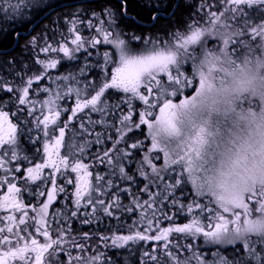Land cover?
<instances>
[{
  "label": "snow or ice",
  "instance_id": "1",
  "mask_svg": "<svg viewBox=\"0 0 264 264\" xmlns=\"http://www.w3.org/2000/svg\"><path fill=\"white\" fill-rule=\"evenodd\" d=\"M181 4L103 0L95 11L68 2L65 30L26 40L30 63L0 59V264H128L125 249H134L136 264H264V142L257 148L234 131L257 119L236 109L250 103L244 93L255 87L248 57L264 53V0H200L191 22L167 39L135 31L172 20ZM51 7L52 0H0V38L19 44ZM90 48L100 57L95 63ZM77 53L85 61L78 74L51 76L49 69L80 59ZM7 55L0 50V58ZM46 79L55 88L42 86ZM40 93L47 98H34ZM66 97L72 106L60 103ZM134 100L143 104L138 122ZM142 125L151 146L136 160L130 149L143 150V140L119 145ZM22 137L41 147L26 148ZM105 140L111 147L90 151ZM249 155L258 163L250 166ZM134 160L144 180L135 191L126 170ZM99 165L106 171L96 172Z\"/></svg>",
  "mask_w": 264,
  "mask_h": 264
},
{
  "label": "trees",
  "instance_id": "2",
  "mask_svg": "<svg viewBox=\"0 0 264 264\" xmlns=\"http://www.w3.org/2000/svg\"><path fill=\"white\" fill-rule=\"evenodd\" d=\"M74 1L75 0H52V6H55V8L56 9H63V11L64 10H68V9H71V8H67V7H65V5L64 6H59L60 4H62V3H68V2H71V3H74ZM186 1V0H185ZM185 1L184 0H182V4H181V7L177 10V12H176V15H175V17L172 19V20H167V21H165V20H161V21H159L158 23H157V28H158V32L160 31V30H165V29H168L167 27L169 26V25H173V24H176L175 22H178V21H182L183 20V18L184 17H186V15H184V10H185ZM191 1V5L192 4H194L195 3V1L194 0H190ZM114 3H115V0L113 1ZM174 2V0H169V7H171V4ZM200 1H196V3L198 4ZM76 3V2H75ZM90 3V5H92V4H99V3H102V1H94V2H92V1H90L89 2ZM133 5L135 6L136 5V2L135 1H133ZM185 5V6H184ZM52 8V7H51ZM60 14L61 15H65L66 13H59V11H58V14H50V15H47L46 17H44V19L45 20H43L42 22H38L37 23V25L39 26V27H41L42 25H46V26H48V29H53V30H55V31H61V28H60V22H59V20H58V18L56 19V16L57 15H59L60 16ZM40 17V14L39 15H37V16H35L34 17V19L32 20V21H34V20H36V19H38ZM62 19V18H61ZM53 27H55V28H53ZM27 29V28H26ZM154 29L155 28H151V29H146L147 30V33H148V35H151L152 34V32L154 31ZM47 29H45V27L44 28H42V29H34V30H32L31 31V33L28 35V36H26V37H24V36H22L21 38H20V40H19V44H17V42L15 43L14 42V40L13 39H11V38H0V50H3V49H7L8 50V55L6 56V57H3V58H0V59H11L12 57H20V59L21 60H23V61H25L26 59H27V56H28V54H25V52H21L20 53V50L19 51H17V49L19 48H21V46H22V48H23V46L25 45V43H26V40H29V39H31V37L32 36H35V35H37V34H39V33H41L42 31H46ZM13 43H14V45H13ZM19 62V61H18ZM10 79V78H9ZM2 98H4V99H7V97H2ZM147 135L145 134V133H143V135H142V137L139 139V140H143L144 141V148H143V150H141L142 151V153H137V150L136 151H134L133 153H134V155H135V157H136V160H140V159H142L143 158V156H144V154H145V152L147 151V148L148 147H150V145L151 144H147V141L149 142L150 141V139H145V137H146ZM131 139V138H130ZM158 155H160V157H161V159L159 160V161H156V163L158 164V165H160V164H162L163 163V153H157ZM136 160H134L133 161V163L132 164H127L126 163V167H127V171H129V174H131V175H134L135 176V178H136V180H137V185H135L136 186V188L137 187H139V185L142 187L143 186V183H144V180H143V178L142 177H140L136 172H135V167H136ZM133 187H134V185H133ZM189 187V186H188ZM190 188V187H189ZM137 190V189H136ZM135 191V190H134ZM147 198V196L146 195H144V196H142V199H146ZM124 201L128 204L129 203V199H124ZM136 217H133V219H135ZM179 223H185V222H187L186 220H184V219H180L179 221H178ZM128 223H131V222H129L128 221ZM186 243H187V241H186ZM127 256L129 257V259H132V263H130V264H136V258H137V254L134 252V249H130L129 251H128V253H127ZM161 259L163 260V257H161Z\"/></svg>",
  "mask_w": 264,
  "mask_h": 264
},
{
  "label": "clouds",
  "instance_id": "3",
  "mask_svg": "<svg viewBox=\"0 0 264 264\" xmlns=\"http://www.w3.org/2000/svg\"><path fill=\"white\" fill-rule=\"evenodd\" d=\"M247 55V54H245ZM252 63L250 68L252 69V75L255 76L254 89L249 88L244 95L248 96L250 103L243 105V108L237 107V111H243L245 114L254 113L256 116V121L249 124L245 121H240L238 127L234 129L239 135L249 138L252 142L256 144L259 148L260 142H264V137L257 133V125H261V132H264V53L257 56L248 57ZM257 59L259 64H257ZM260 157H252L249 155V165L251 166L253 162L259 161ZM259 187V185H257ZM251 190V189H250ZM253 219L256 217L253 216Z\"/></svg>",
  "mask_w": 264,
  "mask_h": 264
},
{
  "label": "flooded vegetation",
  "instance_id": "4",
  "mask_svg": "<svg viewBox=\"0 0 264 264\" xmlns=\"http://www.w3.org/2000/svg\"><path fill=\"white\" fill-rule=\"evenodd\" d=\"M82 34L83 35H92V34H94V33H91L90 32V30H87V29H83V31H82ZM89 51H92V49L90 48L89 49ZM88 60L89 61H91L92 63H95L97 60H95V58L94 57H88ZM85 63V61L83 60V58H81V59H78V60H76L75 61V63L73 64V67H72V69L74 70V72H76L77 74H78V70H79V67H81V66H83V64ZM70 63L69 62H66V63H61L57 68H56V70L54 71V73H50L51 75L52 74H56V75H58V74H61V75H67L68 74V72H69V70H68V65H69ZM110 68L112 67V66H109ZM94 70H92V69H86V75H87V77H88V79L89 80H92V79H94V77H93V75H92V72H93ZM78 78L81 80V78L83 79L84 77L83 76H79L78 75ZM143 90V89H142ZM109 92H111V90H109ZM41 95H44V93H40L39 94V96H41ZM124 94L123 93H119L118 95H114V96H112L111 98H109L110 99V102L111 101H113V100H116V99H118V96H123ZM65 104H64V101L63 102H61V104L62 105H64V106H68V107H70V106H72L73 104H74V99H72V98H68V97H66L65 98ZM143 108V104H142V102H140V101H138L137 100V102L135 103V104H133V120H135L136 122H138V120H139V116H138V113H139V111L141 110ZM124 109H125V113L127 112V105L126 106H124ZM7 111V110H6ZM93 118L94 119H97V114H93ZM63 119H67V114H64V116H63ZM15 122V121H14ZM116 123V122H115ZM114 123V124H115ZM146 126H141V128H145ZM62 195H61V199H62ZM58 206V205H57Z\"/></svg>",
  "mask_w": 264,
  "mask_h": 264
},
{
  "label": "bare ground",
  "instance_id": "5",
  "mask_svg": "<svg viewBox=\"0 0 264 264\" xmlns=\"http://www.w3.org/2000/svg\"><path fill=\"white\" fill-rule=\"evenodd\" d=\"M100 1H102V3H103V0H100ZM114 1V0H113ZM133 1H135L136 2V0H133ZM185 1V0H184ZM195 1V0H194ZM81 3L84 7H86V8H88L89 10H92V9H94L95 11H100V5L102 4V3H99V4H92V5H90V3L89 2H87L86 0H75L74 1V3ZM197 3H196V1H195V3L194 4H192L191 5V1L190 0H186L185 1V10L183 11L184 12V15H186V17H184L183 18V20L182 21H178V22H175L176 24H173V25H169L167 28H169V29H172V27H176V26H178L179 24H186L188 21H189V18H188V16L190 15V14H192L194 11H195V8L193 7V5H196ZM50 11V13L52 14H58V11H57V9L55 8V6H52V8L49 10ZM47 15H45V14H40V17L38 18V19H36V20H34V21H32L31 23H29L27 26H26V28L27 29H25V35H24V37H26V36H28L29 35V33H31V31L32 30H34V29H42V28H44L45 27V29H48V26H46L45 24L44 25H42L41 27H39L38 25H37V23L38 22H42L43 20H45L44 19V17H46ZM190 17V16H189ZM58 18V20H59V22H60V24H61V18H60V16L59 15H57L56 16V19ZM129 30H133V29H129ZM135 31L137 32V34H141V31H143V34H145V35H148V33H147V30H140V29H135ZM14 42L16 43V41L14 40ZM13 45H14V43H13ZM20 50V53L22 52V46H21V48L19 49H17V51H19ZM25 54H27V52H25ZM113 254V253H112Z\"/></svg>",
  "mask_w": 264,
  "mask_h": 264
},
{
  "label": "rangeland",
  "instance_id": "6",
  "mask_svg": "<svg viewBox=\"0 0 264 264\" xmlns=\"http://www.w3.org/2000/svg\"><path fill=\"white\" fill-rule=\"evenodd\" d=\"M195 1H200V0H195ZM189 16H191V14L189 15ZM189 16H188V18H189ZM191 21H190V19H189V21L187 22V23H190ZM186 23V24H187ZM186 24L184 23V24H179L178 26H176V27H172V29H165V30H160L159 32L157 31L158 30V28H157V24H156V27H155V29H154V31L152 32V34H153V38H155V37H157V36H160V37H164L165 39H167L168 37H167V33L168 32H174V31H176L177 29H180V30H184V28L186 27ZM53 28H55V27H53ZM191 47H195V46H190V48ZM110 50H112V49H110ZM53 57H56L55 56V54H53ZM115 58V57H114ZM98 59H100V57L98 56ZM185 69H190V64H186L185 66ZM189 93H190V91H188ZM22 140V139H21ZM189 187H190V185H189ZM71 191H73L72 189H69V192H71ZM123 198V197H122ZM124 199H126V198H124ZM124 201V200H123ZM33 203H35V201H33ZM125 219H127L126 217H125ZM184 243H186V241H184ZM101 251H105V249L103 248V246H101V249H100ZM123 253V258L125 259V260H127L128 261V264H130V263H132V259H129V257L127 256V254H126V252H122Z\"/></svg>",
  "mask_w": 264,
  "mask_h": 264
}]
</instances>
